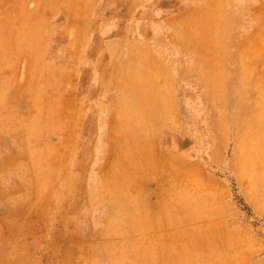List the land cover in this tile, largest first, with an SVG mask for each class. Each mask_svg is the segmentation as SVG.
Masks as SVG:
<instances>
[{"label": "crops", "instance_id": "1", "mask_svg": "<svg viewBox=\"0 0 264 264\" xmlns=\"http://www.w3.org/2000/svg\"><path fill=\"white\" fill-rule=\"evenodd\" d=\"M69 1L54 0L66 15L53 34L37 21L15 39L27 21H8L19 9L0 0V236L38 254L17 264H108L112 251L119 264H264L229 185L264 227V0H192L135 38L126 0L86 8L123 12L122 24L79 23ZM116 52L150 84L111 86L127 64Z\"/></svg>", "mask_w": 264, "mask_h": 264}, {"label": "rangeland", "instance_id": "2", "mask_svg": "<svg viewBox=\"0 0 264 264\" xmlns=\"http://www.w3.org/2000/svg\"><path fill=\"white\" fill-rule=\"evenodd\" d=\"M9 1V0H8ZM93 1L96 0H77L78 4V11L74 14L76 20L79 23H84V22H90L92 20H97V19H109L117 22V24L123 22L124 19V13L123 12H111L108 9H106L104 12H99V7L95 9L93 12H88L86 8L91 4H93ZM108 1V0H104ZM192 0H185V2L180 3V0H126V2H123L124 6H128L129 4L131 5L132 11L130 14L127 15L128 19V24L129 26L125 30V36L127 38H135L137 36H144L149 34L145 32H149L148 29L142 27L141 21L143 22L144 20L146 21H158L161 19H164L167 15L176 13L180 10H182L187 2H191ZM228 0H224L226 2ZM70 1L69 0H62L63 6L65 4H68ZM73 2V1H72ZM201 2L206 3V4H219L220 0H201ZM14 4L16 5V9H19V11H13L9 12L7 15L8 21L11 20V22L15 25L18 24V22L27 21L24 25H20L21 27L17 28L15 27L14 29L8 30V36L10 35V32L12 36L15 37H22L23 35L29 33H37V21H43L42 23L46 26V28H49L48 30L51 31L49 34L52 33L51 25L52 23L57 20V18L61 15L62 19L64 18V11H58L54 12L53 11V6H54V0H14ZM40 4L43 6V8H40ZM259 4V2L257 3ZM221 6V5H220ZM219 6L218 11L221 10V7ZM124 8V7H122ZM215 7L212 8V13L207 14L206 20H209V18L213 19L215 15ZM225 10V9H224ZM223 11V10H222ZM39 12V13H38ZM225 12V11H223ZM217 14V12H216ZM221 13L217 14V20L224 19L220 17ZM222 15H225L224 13ZM5 16V15H4ZM68 16V14H67ZM228 19V11L227 14ZM126 17V16H125ZM23 18V19H22ZM68 18V17H67ZM66 18V19H67ZM35 22V23H34ZM14 26V25H13ZM141 26V27H140ZM86 28L82 27L78 29L79 36H85L87 35V30ZM122 28L116 27V28H110L105 30V36L104 37H113L121 34ZM39 31H43V29H40ZM46 31V29L44 30ZM92 30H90L91 32ZM6 34V33H5ZM89 34V33H88ZM36 35V34H35ZM154 35V34H153ZM81 47L83 50H85L86 46H79L80 52H81ZM92 49V46H89ZM121 47V46H120ZM132 47V46H128ZM90 52V51H89ZM115 60L117 61L119 58H125L127 59V64L125 69L120 68V73L122 72V75L118 77L116 74L115 76L111 77L112 80H116L111 82V86H116L117 84H120L121 87L126 88V90H133L134 86H147L150 84L149 82V74L147 70L142 71L135 65V61L138 60V58H135L134 54L121 56L118 55V53H115ZM117 73V70H115ZM145 75V76H144ZM119 79V80H118ZM193 115H190L191 120H190V127L192 129L197 128L196 121L192 119ZM197 157V153H194L191 151V154L189 155L190 160H194ZM212 174L215 175L216 177H219L221 179H226L227 181L229 180L228 174L225 169H218V170H213ZM230 183V180H229ZM230 190H231V196L233 201L238 205L239 209L244 214V217L251 223L253 226L254 232L256 235L260 236L261 238L264 239V227L262 226L261 222L250 215L246 209H244L239 196L236 193L235 188L232 186L230 183ZM13 239V240H12ZM19 243L20 245L18 246L21 248V245L24 244L23 238H10L8 239L7 236H0V264H17L16 261L20 260H37V253L33 252H27L25 250H18L16 251V246L14 247L16 243ZM37 243V241H35ZM115 247H111L113 249ZM49 254H42V256H45L49 260H56V259H61V255L53 252H48ZM74 254H69L67 256V259L73 258ZM94 258L92 260H101L102 257L99 254V256H96L97 254H93ZM104 261H106L108 264H119L123 260L121 256L116 252L112 251L108 254H104Z\"/></svg>", "mask_w": 264, "mask_h": 264}]
</instances>
